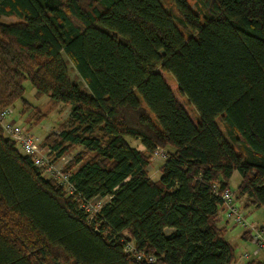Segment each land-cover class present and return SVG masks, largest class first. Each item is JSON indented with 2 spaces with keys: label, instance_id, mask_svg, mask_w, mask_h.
<instances>
[{
  "label": "trees",
  "instance_id": "trees-1",
  "mask_svg": "<svg viewBox=\"0 0 264 264\" xmlns=\"http://www.w3.org/2000/svg\"><path fill=\"white\" fill-rule=\"evenodd\" d=\"M193 5L0 0L15 18L0 22V112L21 100L43 117L23 97L29 80L68 108L43 137L48 158L71 155L60 185L0 122V264L233 263L218 221L234 172L235 203L264 209V0ZM93 198L105 202L90 216Z\"/></svg>",
  "mask_w": 264,
  "mask_h": 264
},
{
  "label": "rangeland",
  "instance_id": "rangeland-1",
  "mask_svg": "<svg viewBox=\"0 0 264 264\" xmlns=\"http://www.w3.org/2000/svg\"><path fill=\"white\" fill-rule=\"evenodd\" d=\"M187 1L192 5L194 4V0H187ZM14 20H15L14 17L0 16V22L9 23ZM70 67L71 66L68 65L69 74L71 78L76 80V72L73 71L72 68L70 69ZM165 76L169 77L168 82L174 88V83L172 81L173 77L169 73H165ZM23 87H24V90H23L24 99L27 102H29L32 106L40 108L39 112L43 113L44 115L43 117H40L36 121H34L35 120L34 118L29 119L28 118L29 116H26L20 113L22 109V101L16 100L11 107L9 119L14 120L17 124L27 127V129L36 136L37 142L38 143L40 142L41 146H43V137L47 133L58 130V124L60 122L65 121L66 119L68 108L62 104H54L53 102L50 101L49 97L46 95L37 97L35 95L34 89L29 80H25L23 82ZM187 109H188V106H187ZM188 111L192 116H196V112L192 107L189 106ZM29 113L32 115V117H36L38 115L37 112L34 110H30ZM216 122L219 128L221 130H224V126L218 119L216 120ZM128 140L130 144L132 145V140L131 139H128ZM41 152L43 151L41 150ZM64 157L66 160H68L69 157H71V155L67 154ZM162 160L163 159L155 157L154 160L150 163L149 169H148V175L151 179L155 180L159 177L160 166L163 163ZM239 182H240V175L238 172H234L229 181V188L232 191H234ZM243 211L245 214V219L249 225H253L255 227L264 226V209L262 207H255L251 205L248 208H244ZM246 229L247 228L242 227L240 224H234L232 221L228 222V227H227V232L225 234V237L230 242H232L234 246L235 254L238 255L239 257L240 255L244 254V252H246L245 251L246 248L248 247L250 249L253 248V245L250 242V240H248V242H245L241 237L242 233L245 232ZM239 259L242 260L241 257Z\"/></svg>",
  "mask_w": 264,
  "mask_h": 264
},
{
  "label": "built area",
  "instance_id": "built-area-1",
  "mask_svg": "<svg viewBox=\"0 0 264 264\" xmlns=\"http://www.w3.org/2000/svg\"><path fill=\"white\" fill-rule=\"evenodd\" d=\"M10 112V108L3 109L0 112V122L5 134L16 141L18 148L22 153L31 155L34 164L43 168L48 177L56 179L60 185L65 184L68 177L67 173L62 172V165L66 162L65 157H61L56 162H53L48 158V149L41 146L40 142H37L36 136L31 133L27 127L17 124L14 120H10ZM41 150L43 152H41ZM154 156L164 157V153L162 150L157 149L154 151ZM221 198L223 201L224 215L227 220L247 228L250 239L256 247V251H264V228H258L247 223L244 211L235 203L234 194L230 188H226L221 192ZM104 202L105 198H93L83 202L82 207L86 213L92 216L99 211ZM125 251L127 253L134 252L133 246L130 243H127ZM134 256L140 258L141 254H134ZM247 257L248 254L245 253L243 258L246 259Z\"/></svg>",
  "mask_w": 264,
  "mask_h": 264
},
{
  "label": "crops",
  "instance_id": "crops-1",
  "mask_svg": "<svg viewBox=\"0 0 264 264\" xmlns=\"http://www.w3.org/2000/svg\"><path fill=\"white\" fill-rule=\"evenodd\" d=\"M148 169H149V166L147 167V171H148ZM158 179V178H157ZM156 180V179H155ZM228 222H229V220H227L226 218H225V216H224V214L222 213L221 214V216H220V219H219V221H218V223H219V225L220 226H222L224 229H225V234H226V232H227V227H228ZM244 233V232H243ZM243 233H242V235H241V237H242V239L245 241V242H248V238L247 237H243ZM228 240V239H227ZM229 241V240H228ZM230 242V241H229ZM231 244H232V242H230ZM233 245V244H232ZM252 245H253V248H246L245 249V251L246 252H244V254L245 253H247L248 254V257L245 259V258H243V255L244 254H242V255H240V257H241V259L242 260H240L239 258V256L238 255H236L235 254V259H234V261H233V263L232 264H245L248 260H250V259H258V260H263L264 259V251H256V247H255V245L252 243ZM247 246V245H246ZM251 256V257H250Z\"/></svg>",
  "mask_w": 264,
  "mask_h": 264
}]
</instances>
